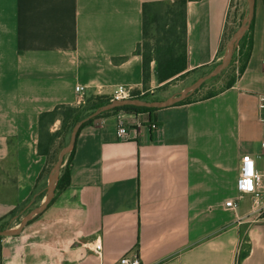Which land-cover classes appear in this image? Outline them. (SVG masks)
Wrapping results in <instances>:
<instances>
[{"label":"crops","instance_id":"crops-1","mask_svg":"<svg viewBox=\"0 0 264 264\" xmlns=\"http://www.w3.org/2000/svg\"><path fill=\"white\" fill-rule=\"evenodd\" d=\"M158 1L175 0H0V218L31 197L47 165L37 148L40 114L120 85L143 90L142 9ZM232 3L187 4L190 73L164 87L153 62V98L177 96L220 62ZM253 18L247 69L229 89L148 113L143 121L155 127H131L126 140L117 136L119 113L83 127L70 187L19 235L0 239V264H115L126 254L141 264H264V222L237 189L245 155L264 188V0ZM229 200L235 211L225 210Z\"/></svg>","mask_w":264,"mask_h":264},{"label":"trees","instance_id":"trees-1","mask_svg":"<svg viewBox=\"0 0 264 264\" xmlns=\"http://www.w3.org/2000/svg\"><path fill=\"white\" fill-rule=\"evenodd\" d=\"M191 1L198 0L158 1L148 2L143 5V40L138 45L136 50V54L142 56L143 59V90L135 89L133 91V98H140L147 101L156 100V98H153L147 91L149 89V82L152 75L151 64L153 62H156L157 65L158 81L160 84H164V87L175 80H178L180 78L183 79L189 75L190 71H188L187 48V4ZM152 25H154L156 34L153 43L150 42L149 36ZM253 30L254 18L249 30L242 38L237 48L234 59L230 65V67L233 65L237 68L235 69V74L228 81L226 87L218 92L210 93L201 100L212 98L220 92L229 89L234 85L237 78L244 74L253 50ZM224 39L225 33L223 35V40ZM220 52L221 56H223L225 53V46H223V44L221 45ZM236 64H238V66H235ZM207 83H205L199 90H197L194 95L176 105L189 104L195 101L193 97L198 92H200ZM110 102L111 99L109 97L97 96L90 98L85 103V105H58L53 110L40 114L37 148L38 153L47 158V165L43 172L40 174L31 197H29V199H27V201L20 205L18 208L0 218V230L12 228L13 219L17 215V221L21 218L22 214H20V212L24 210V208L28 205L29 202L32 201L33 197L36 194L42 191V193L37 197L34 203L38 201L40 202L45 198L49 176L52 171V164L54 163V160L51 157V153L57 139L61 136L63 131L66 130L67 132H69L77 122L81 121L82 119L96 111L98 108ZM157 110L159 109L137 107L132 105L117 107L85 123L82 128L86 125L92 124L96 119L101 118L109 113H119L121 111L129 114L142 112L152 113ZM57 121H60V126L53 131L51 126L54 125ZM74 150L75 147L72 152L65 158L57 181L55 197L49 205H51L55 201V199L64 191H66L71 185V157L74 153ZM12 155L14 156L13 153ZM3 238L4 237H0V239Z\"/></svg>","mask_w":264,"mask_h":264},{"label":"water","instance_id":"water-1","mask_svg":"<svg viewBox=\"0 0 264 264\" xmlns=\"http://www.w3.org/2000/svg\"><path fill=\"white\" fill-rule=\"evenodd\" d=\"M255 2L256 0H248V10L246 15L244 16L240 26L238 29L234 32L232 35V38L230 40V43L226 49V52L224 53L222 59L220 62H218L210 71L199 77L192 85H190L188 88H186L183 92L178 94L177 96L168 98L163 101H147L142 100L140 98H129V99H123V100H114L110 103L98 108L96 111H94L89 116L85 117L81 121L77 122L71 131L69 142L61 149L59 152L58 158L52 168V171L49 176L48 185H47V193L45 196V200L42 202V204L36 208H34L32 211L29 212V214L26 216V218L21 222L20 226L16 229H5L0 230V237H13L19 235L23 229L41 212H43L53 198L55 197V189L57 185V181L60 175L61 168L64 164L65 158L72 152L74 149L78 134L82 128V126L97 118L103 113L109 112L117 107H122L126 105H132L137 107H147V108H166L174 106L180 102H183L184 100L188 99L192 95L196 93L197 90H199L205 83L209 82L210 80L220 76L225 70H227L236 54L237 48L244 37V35L247 33V31L250 28V25L252 23L254 14H255Z\"/></svg>","mask_w":264,"mask_h":264},{"label":"built area","instance_id":"built-area-1","mask_svg":"<svg viewBox=\"0 0 264 264\" xmlns=\"http://www.w3.org/2000/svg\"><path fill=\"white\" fill-rule=\"evenodd\" d=\"M80 89V87L76 88L77 91H80ZM134 90L135 88L132 86L120 85L113 90L109 98L111 101L133 98ZM147 116L148 113L144 112L131 114L123 111L119 112L117 126V136L119 140H126L128 138L131 127L141 128L145 124H149L150 127L154 128L155 125L152 122L149 121L147 123V121H143V118ZM257 118L258 121L264 122V95H260L257 98ZM260 178L261 173L257 169L254 158L250 155L243 156L237 179V189L240 194L250 195L253 198L254 206L259 213V220L264 222V188H259L258 182ZM237 207V203L234 200H229L225 204V210L227 211H235ZM93 250L101 256L102 243L99 239L94 243ZM115 264L141 263L138 256L126 254Z\"/></svg>","mask_w":264,"mask_h":264},{"label":"rangeland","instance_id":"rangeland-1","mask_svg":"<svg viewBox=\"0 0 264 264\" xmlns=\"http://www.w3.org/2000/svg\"><path fill=\"white\" fill-rule=\"evenodd\" d=\"M233 6L231 8L230 14H229V19L227 22V27L225 30V39L223 40V46H225V48L227 49L230 40L232 38V35L234 34V32L238 29V27L240 26L244 16L247 13L248 10V0H233ZM150 42L153 43L154 38L156 36L155 34V30H154V25L151 26V31H150ZM235 66H238V64H236ZM237 67H234L233 65L227 69L225 72H223L219 77L209 81L206 86L202 89V91L198 92L193 99L197 100V99H202L205 96L209 95L210 93H214V92H218L220 90H222L223 88L226 87L228 81L231 79V77L235 74V69ZM207 73V72H206ZM205 73L200 74L199 76H197V78H193L190 80H187L185 85L183 87L188 88L190 85H192L199 77H201L202 75H204ZM195 79V80H194ZM194 80V81H193ZM182 87V88H183ZM58 124V128L60 126V121L58 123V121L51 126L52 129L55 128V125ZM55 130V129H54ZM53 130V131H54ZM71 131L72 129L67 132L66 130L63 131V133L61 134V136L57 139L56 144L53 148L52 151V159L54 160V163L52 164V168L58 158L59 152L61 151V149L69 142L70 139V135H71ZM9 165V162L7 163ZM6 166H3L2 169V173L3 176L1 177V181L4 184V190L5 193H9L11 190V184L10 182H8V180L10 181V179L5 178L4 176V171L6 172V170L4 169ZM9 175L12 174V170H11V166L9 165L7 168ZM5 196H9V194H5ZM252 198V197H251ZM45 200V198H44ZM43 200V201H44ZM56 200V199H55ZM42 204V202H39L38 204L35 205H31L29 206L21 215V218L16 222V226H13L11 229H16L20 226L21 222L26 218V216L29 214L30 211H32L34 208L40 206Z\"/></svg>","mask_w":264,"mask_h":264}]
</instances>
